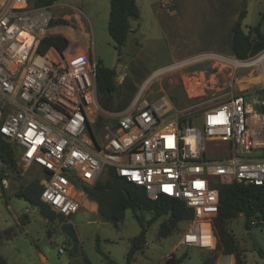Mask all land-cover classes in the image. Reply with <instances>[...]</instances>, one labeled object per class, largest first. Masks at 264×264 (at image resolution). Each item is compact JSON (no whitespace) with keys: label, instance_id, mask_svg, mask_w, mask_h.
Masks as SVG:
<instances>
[{"label":"built area","instance_id":"obj_1","mask_svg":"<svg viewBox=\"0 0 264 264\" xmlns=\"http://www.w3.org/2000/svg\"><path fill=\"white\" fill-rule=\"evenodd\" d=\"M55 22L50 5L0 0V139L14 147L17 165L41 170L40 200L71 222L83 187L111 169L149 199L183 201L192 217L179 244L215 250L217 185L264 190V48L245 59L223 54L243 87L195 116L163 96L138 95L110 112L100 105L94 54L70 43L38 51L43 37L59 32ZM103 115L112 124L101 132Z\"/></svg>","mask_w":264,"mask_h":264},{"label":"rangeland","instance_id":"obj_2","mask_svg":"<svg viewBox=\"0 0 264 264\" xmlns=\"http://www.w3.org/2000/svg\"><path fill=\"white\" fill-rule=\"evenodd\" d=\"M109 2L55 0L50 7L56 17L55 24L59 26V32H53L69 36L71 51L88 44L97 61L115 69L110 112L128 107L138 95L148 102L163 96L177 109L195 116L240 92L243 85L238 82L239 77L232 79L233 70L225 69L220 59L212 58L195 60L171 72L166 70V74L143 90L140 88L152 72L175 61L204 52L231 54L230 28L238 14L242 9L247 11L241 23L243 31L247 32L264 12V0H138L140 18L131 21L135 28L129 36L132 38L127 39L119 56L107 31ZM193 86L197 92L193 91ZM104 124H112L111 118L100 116L98 129L101 132ZM3 178L7 181L5 187L1 183ZM40 179L41 170L36 165H17L11 171L0 162V253L8 263L44 264L42 260H47L53 264H84L87 258L92 264H106L96 248L98 237L99 248L113 261L123 264L131 238L140 231L132 211L127 209L123 220L117 224L106 222L98 211L95 212L91 195L84 190L82 203L93 212L81 213L72 222L59 216L48 220L38 207L16 196L24 185ZM106 179L107 175L103 173L99 181ZM136 212L143 221L151 217L149 212ZM167 221V216H161L150 224L146 232L147 245L134 253L131 264H166L169 256L183 254L186 256L180 264H200L201 259L212 256L216 264L223 254L218 246L215 251H208L179 244L187 228L185 221L178 223L167 237L159 236L161 225ZM63 222L72 225L76 241L61 230ZM227 227L247 263L260 264L255 248L264 250L263 224L257 223L246 229L244 218L239 214L228 222ZM60 247L63 252H59ZM39 251L44 256H40Z\"/></svg>","mask_w":264,"mask_h":264},{"label":"trees","instance_id":"obj_3","mask_svg":"<svg viewBox=\"0 0 264 264\" xmlns=\"http://www.w3.org/2000/svg\"><path fill=\"white\" fill-rule=\"evenodd\" d=\"M54 1L36 0V4L50 5ZM109 3L107 31L119 56L128 35L133 32L131 21L139 19L140 10L136 0H110ZM246 13L247 11L242 9L238 14L237 21L230 28V52L239 59L255 55L264 48V32L262 31L264 12L260 14L257 23L248 28L247 32L243 31L241 27ZM50 46L62 50L68 46V40L59 34L47 35L39 42L38 51L43 52ZM114 74L115 69L113 67L104 66L98 61L97 91L99 101L105 110H111L112 108L113 93L115 91ZM260 93L264 97V90H261ZM0 162L11 171L17 167L14 147L2 139H0ZM104 173L107 175L105 182L98 180L93 186L83 187L91 195L89 196L91 200L93 198L97 203L100 218L106 222L117 224L123 220L125 211L130 209L140 225L139 233L130 240V247L123 264H131L134 253L146 244L148 227L161 216L168 217V221L163 223L158 231L161 237H167L178 223L192 217V210L186 207L183 201L164 196L156 200L149 199L141 186L126 181L111 169L105 170ZM217 188L219 205L218 213L213 220L215 234L218 237L216 246L223 254H233L236 264H245V257L242 256L232 234L227 229V225L231 219L241 214L246 229H250L257 223H262L264 227V190L261 187L240 183H221L217 185ZM41 191L42 186L39 180H34L24 185L16 196L25 199L31 206L38 207L41 214L48 220L57 216L64 219L62 215L54 212L49 205L40 200ZM93 205L96 208L95 204ZM137 210L149 212L151 217L143 221L138 216ZM251 221H254V224H251ZM61 230L73 241L77 240L76 232L69 223L63 222ZM96 241L97 251L102 254L106 264H118L99 248L98 237H96ZM255 249L258 256L264 261V250L261 247ZM185 256L186 254L180 257L169 256L166 264H180ZM214 260V256L207 257L202 259L201 264H214ZM0 264H8L1 253ZM84 264L92 263L86 258Z\"/></svg>","mask_w":264,"mask_h":264},{"label":"bare ground","instance_id":"obj_4","mask_svg":"<svg viewBox=\"0 0 264 264\" xmlns=\"http://www.w3.org/2000/svg\"><path fill=\"white\" fill-rule=\"evenodd\" d=\"M66 34V33H65ZM67 35V34H66ZM68 36V35H67ZM69 37V36H68ZM70 46V45H69ZM223 59V56L220 54H216V53H212V52H204L203 54L197 55L195 57L192 58H188L182 61H175L173 64L166 66L162 69H158L156 71H154L151 75H149V77L147 78V80L145 81V83L141 86L140 89H144L143 87H147V85L149 83H151L153 80L157 79L158 77L163 76L164 74H166V70L171 72V70H174L175 68L181 67L185 64L191 63L195 60H201V59ZM221 62V61H220ZM222 64V62H221ZM248 80H251L250 78ZM193 91L197 92L195 90V87L193 86ZM190 91V90H189ZM141 94V93H140ZM81 197L83 195V193H80Z\"/></svg>","mask_w":264,"mask_h":264},{"label":"crops","instance_id":"obj_5","mask_svg":"<svg viewBox=\"0 0 264 264\" xmlns=\"http://www.w3.org/2000/svg\"><path fill=\"white\" fill-rule=\"evenodd\" d=\"M137 1L138 0H136V3H137ZM137 6H138V4H137ZM139 8V7H138ZM80 15V14H79ZM81 18V17H80ZM109 18V17H108ZM139 18H140V16H139ZM78 22H80V20L78 21ZM132 27V30L134 31V27L133 26H131ZM79 32H83V30H80L79 29ZM132 34V32L128 35V37H127V39L129 38H132V37H129L130 35ZM67 40H69V37H65ZM73 39H74V37H73ZM127 39H126V41H127ZM69 43V42H68ZM76 49H87L91 54H94L93 53V51L90 49V47H89V45L88 44H83V45H80L78 48H76ZM171 65V64H170ZM169 66V65H168ZM164 68V67H163ZM160 69H162V68H160ZM156 71V70H155ZM153 73V72H152ZM85 194V193H84ZM80 200H81V203H82V197L80 198ZM92 203L93 204H95V212L97 211V203L94 201V199L92 198ZM84 207V208H83ZM88 213V212H93L89 207H87L86 205H84L83 203H82V206H81V208L79 209V211L72 217V220H73V218L74 217H76V216H78L79 214H81V213ZM72 222V221H71ZM146 245H147V243H146ZM39 255L40 256H44V254L41 252V251H39ZM260 260V264H264V261L260 258L259 259ZM43 262L45 261V260H42ZM201 261H202V259H201ZM244 261H245V264H248L247 263V259H246V257L244 258ZM8 262V261H7ZM9 264V263H8ZM201 264V263H200ZM216 264H236V262H235V256L233 255V254H222V255H220L218 258H217V261H216Z\"/></svg>","mask_w":264,"mask_h":264},{"label":"water","instance_id":"obj_6","mask_svg":"<svg viewBox=\"0 0 264 264\" xmlns=\"http://www.w3.org/2000/svg\"><path fill=\"white\" fill-rule=\"evenodd\" d=\"M43 263H44V264H53V263H51V262H49V261H47V260H45Z\"/></svg>","mask_w":264,"mask_h":264}]
</instances>
